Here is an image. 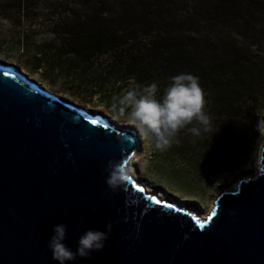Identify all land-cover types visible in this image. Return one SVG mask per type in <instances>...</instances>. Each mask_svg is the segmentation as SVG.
Wrapping results in <instances>:
<instances>
[{
  "label": "water",
  "instance_id": "obj_1",
  "mask_svg": "<svg viewBox=\"0 0 264 264\" xmlns=\"http://www.w3.org/2000/svg\"><path fill=\"white\" fill-rule=\"evenodd\" d=\"M138 143L0 61V264H58L55 225L75 252L86 230L109 222L102 251L66 264H264V177L241 180L202 218L133 177L109 189L107 162L130 161Z\"/></svg>",
  "mask_w": 264,
  "mask_h": 264
},
{
  "label": "rangeland",
  "instance_id": "obj_2",
  "mask_svg": "<svg viewBox=\"0 0 264 264\" xmlns=\"http://www.w3.org/2000/svg\"><path fill=\"white\" fill-rule=\"evenodd\" d=\"M114 1L138 8L149 7L150 11L160 2L156 13L160 15V27L168 20L194 22L196 32L210 30L218 49L236 45L247 50L249 58L264 67V0H0V61L13 64L48 92L133 131L139 142L130 160L133 178L161 200L176 203L206 218L222 193L236 191L241 180L255 176V168L248 165L257 140H264V108L250 143L239 155V166L233 164L230 168L235 169L231 173L211 175L206 160L199 156L198 148L192 150L191 145L179 155L188 166L175 163L174 158H165L166 151L155 150L135 125L118 119L112 109L99 101L98 95L90 96L89 90L85 91L89 82L78 89L76 75L70 72L72 57L66 56L65 51L60 52L62 56L56 52L60 49L61 35L71 23L78 19L87 21L97 7ZM102 14L108 22L113 18L109 11ZM154 32L157 34V30ZM141 36L150 39L154 34ZM107 60L103 57L94 61V66L88 67L85 81H94Z\"/></svg>",
  "mask_w": 264,
  "mask_h": 264
},
{
  "label": "trees",
  "instance_id": "obj_3",
  "mask_svg": "<svg viewBox=\"0 0 264 264\" xmlns=\"http://www.w3.org/2000/svg\"><path fill=\"white\" fill-rule=\"evenodd\" d=\"M159 4L150 11L149 7L138 8L118 1L104 3L93 10L87 21L78 19L65 29L56 52L62 56L60 52L65 51L66 56L72 57L70 72L76 75L78 89L89 82L85 91L89 90L90 96L98 95L109 109L112 98L128 87L130 78L141 85L156 82L159 97L170 77L182 72L199 77L207 93L206 110L212 117L213 130L201 137L181 130L179 143H173L164 156L188 166L181 156L191 145L192 150L198 148L211 175L231 173L235 169L230 168L233 164L239 166V155L250 143L264 108V67L236 45L218 49L210 30L196 32L194 22L168 20L160 27V15H156ZM108 11L113 16L109 22L102 18V12ZM149 33L154 36L140 38ZM103 57L108 58L103 70L98 76L93 75L94 81L86 82L88 67Z\"/></svg>",
  "mask_w": 264,
  "mask_h": 264
},
{
  "label": "clouds",
  "instance_id": "obj_4",
  "mask_svg": "<svg viewBox=\"0 0 264 264\" xmlns=\"http://www.w3.org/2000/svg\"><path fill=\"white\" fill-rule=\"evenodd\" d=\"M159 91L156 82L141 85L135 78H130L128 87L112 98L111 109L118 119L123 118L135 125L141 136L161 152L170 149L173 143H179L177 137L181 130L187 129L194 137L213 130L212 117L206 110L207 93L199 77L188 72L179 73L169 78L163 95L158 97ZM248 167L255 168L257 178L264 177V140H257ZM105 171V182L112 191L123 189L132 177L131 162L124 158L109 160ZM111 229L109 222L107 232L86 230L79 237L77 250L73 252L64 242L67 226L57 224L53 227L48 247L58 264H66L77 257L90 258L92 252L104 249Z\"/></svg>",
  "mask_w": 264,
  "mask_h": 264
},
{
  "label": "bare ground",
  "instance_id": "obj_5",
  "mask_svg": "<svg viewBox=\"0 0 264 264\" xmlns=\"http://www.w3.org/2000/svg\"><path fill=\"white\" fill-rule=\"evenodd\" d=\"M133 177V176H132ZM254 177V176H253ZM146 189V188H145ZM210 214V213H209ZM209 214L207 215V216H205V217H208L209 216Z\"/></svg>",
  "mask_w": 264,
  "mask_h": 264
}]
</instances>
